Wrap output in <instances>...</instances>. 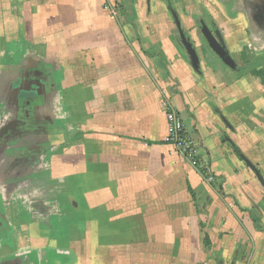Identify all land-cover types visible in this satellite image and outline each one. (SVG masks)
Wrapping results in <instances>:
<instances>
[{
  "label": "crops",
  "instance_id": "crops-1",
  "mask_svg": "<svg viewBox=\"0 0 264 264\" xmlns=\"http://www.w3.org/2000/svg\"><path fill=\"white\" fill-rule=\"evenodd\" d=\"M254 4L0 0V263L264 264ZM202 25L222 36L233 67ZM164 100L214 181L164 141ZM21 105L36 120L27 130Z\"/></svg>",
  "mask_w": 264,
  "mask_h": 264
},
{
  "label": "built area",
  "instance_id": "built-area-1",
  "mask_svg": "<svg viewBox=\"0 0 264 264\" xmlns=\"http://www.w3.org/2000/svg\"><path fill=\"white\" fill-rule=\"evenodd\" d=\"M162 107L167 124V134L164 141L173 146L180 155L200 171L206 181H214V176L209 170L208 164L203 162L200 143L196 142L187 130L184 118L179 110L168 100L162 102Z\"/></svg>",
  "mask_w": 264,
  "mask_h": 264
},
{
  "label": "water",
  "instance_id": "water-1",
  "mask_svg": "<svg viewBox=\"0 0 264 264\" xmlns=\"http://www.w3.org/2000/svg\"><path fill=\"white\" fill-rule=\"evenodd\" d=\"M173 16L175 18L176 26L179 30L182 45L184 46L187 54L190 57L193 68L197 70L199 67L197 53H196L195 49L193 48L190 40L185 36V34L181 28L180 21L176 17V14L174 13ZM201 32H202L203 37H204L206 43L208 44V46L218 55V57L222 60V62L229 67H233L234 66V60L232 59L231 55L228 53L222 36L221 35H217V36L212 35L211 31L209 30V28L206 25H202ZM258 177H259L261 183L264 185V180L260 177V175H258Z\"/></svg>",
  "mask_w": 264,
  "mask_h": 264
},
{
  "label": "flooded vegetation",
  "instance_id": "flooded-vegetation-1",
  "mask_svg": "<svg viewBox=\"0 0 264 264\" xmlns=\"http://www.w3.org/2000/svg\"><path fill=\"white\" fill-rule=\"evenodd\" d=\"M253 21L255 23V26L258 28L259 32H263L264 33V0H255L254 11H253ZM31 76L35 79L36 74L33 71H31ZM33 78H32V80H33ZM28 86L25 85V86H22V87L25 90H27V89H29ZM40 92H41V88H39L38 85H37V87L35 88V93L38 94ZM25 102H27V99L25 100ZM21 106H22V113L20 115H18L17 118H16L17 121H18L17 124L20 126L19 128L27 130V129H30L31 127H33L36 124V122H35L36 120L28 112V107L25 108L24 105H21ZM12 261H14V260H12ZM14 263L22 264V261H21L20 258H16V261ZM0 264H12V262L11 261H9V262L6 261V262H2ZM23 264H24V262H23Z\"/></svg>",
  "mask_w": 264,
  "mask_h": 264
},
{
  "label": "rangeland",
  "instance_id": "rangeland-1",
  "mask_svg": "<svg viewBox=\"0 0 264 264\" xmlns=\"http://www.w3.org/2000/svg\"><path fill=\"white\" fill-rule=\"evenodd\" d=\"M177 1H178L179 3H182L183 0H177ZM104 7H105V9H107L108 11H110L111 13L115 12V6L106 5V6H104ZM217 24H218V26H217L218 30H220V28L223 29V27H226L225 24H224L223 22H221L220 20L217 22ZM250 32H251L252 34H254V33H256V30H254V29L252 28V30H250ZM215 33H217V32H215ZM255 44H256L258 47H262V48H264V34H263V39H262L261 41H256ZM56 77H57V78H56ZM54 79H57V81H58V76H56V74H55V78H54ZM137 263H138V264H141L140 262H137Z\"/></svg>",
  "mask_w": 264,
  "mask_h": 264
}]
</instances>
